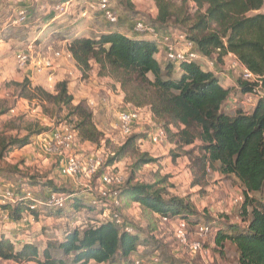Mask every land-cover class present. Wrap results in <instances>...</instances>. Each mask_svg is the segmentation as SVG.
Wrapping results in <instances>:
<instances>
[{"label": "trees", "instance_id": "16d2710c", "mask_svg": "<svg viewBox=\"0 0 264 264\" xmlns=\"http://www.w3.org/2000/svg\"><path fill=\"white\" fill-rule=\"evenodd\" d=\"M67 1L58 0L55 3ZM152 1L157 9L154 25L159 31L169 29L184 32L186 38L194 42L197 52L216 66L223 65L228 54L234 55L237 61L259 78V82L237 78L240 91L243 94L252 93L259 83L264 90V0ZM117 2L126 14L123 18V13L121 15L118 11L115 24L107 22L98 11L104 24L111 27L110 30L94 36L79 35L70 39L68 50L77 71L84 77L95 65L98 76L108 77L119 85L125 104L145 108L153 122L164 128L166 140L173 145L169 155L174 160L179 156H190L193 150H197L196 160L202 170L211 168L239 182L243 194L240 205L243 224H225L217 231L215 243L222 245L223 241L229 240L235 245L240 264H264V203L254 197L264 187V97L257 99L251 111L237 109L229 114L224 105L230 96V88L221 85L218 74L203 69L194 61H183L178 66L167 62L161 66L155 58L159 50L155 38H146L137 32L136 36L128 35L118 29L119 24L130 19L128 16L137 11L136 4L132 0ZM73 3L74 0L68 11ZM189 3L194 4L193 13H190ZM21 6L27 8L28 22L30 5ZM173 71L178 76L173 77ZM12 83L20 97L38 99L43 103L41 106L45 112L56 118L70 119L69 122L59 123L71 124L75 145L87 142L105 148L107 153L103 166H114L126 157L132 158V164L130 175L116 188L117 194L111 196V199L119 202L123 220L121 226L108 219L106 206L99 208L91 204L94 196L91 190L90 202L84 204L74 196L76 190L59 185L52 179L40 181L41 189L48 190V195L39 196L31 189L5 186L0 176L2 186L13 190L18 196L14 206H0L3 213L9 214L8 219L3 221L18 225L20 215L28 210V200L24 199L26 191L40 200L47 199L52 193H63L68 196L63 207L70 201L74 212L80 211V207L89 212L95 210L97 216L86 217L84 221L66 228L55 244L58 250L70 256L69 264L93 263L91 260H94V264H128L130 256L139 251L138 242L142 235L124 216L123 209L131 205H138L150 235L156 234V218L159 217L181 218L189 226L196 227L199 224L193 218L196 210L190 199L168 192L167 175L157 173L152 181L136 177L143 166L158 162L157 157L138 148L140 134L134 133L119 143L105 137L94 122L92 109L84 101L74 103L66 80L56 82L51 91L40 85L33 86L26 78ZM46 104L51 106V110ZM26 130L21 137H0V175L18 176L21 170L7 158L15 149L33 143L49 127L29 124ZM193 144L194 149L180 153L183 148L193 147ZM176 151L180 154H176ZM100 168H103L102 165ZM100 168L96 174L101 173ZM30 178L37 181L33 175ZM200 178H204V173ZM196 183L200 185L199 180ZM109 189L113 191L115 187ZM63 207L43 206L32 213L35 220L46 213L60 216ZM128 225L132 231L125 229ZM46 244L42 250L30 242H24L17 248L13 241L0 235V260L19 264H67L64 259L50 253L51 243Z\"/></svg>", "mask_w": 264, "mask_h": 264}, {"label": "rangeland", "instance_id": "374dc122", "mask_svg": "<svg viewBox=\"0 0 264 264\" xmlns=\"http://www.w3.org/2000/svg\"><path fill=\"white\" fill-rule=\"evenodd\" d=\"M25 1V0H19ZM35 2V0H28L31 3ZM87 7L82 8L87 12V15L84 17H75L79 15L78 7L80 3H78L76 8L75 15L68 16V12L65 16L69 17L71 22L67 23L69 20L65 21V23H61V28L63 30L61 32L56 31L54 33V39L56 42L60 41L61 39H68L72 38V33L76 30V27L73 26L72 19H76V21H81V30L87 29L88 27H95L96 30L102 26L101 22H96L94 20L100 19L103 22V19L100 17L97 8V0H87ZM180 0H177L179 2ZM26 2V1H25ZM28 2L26 5H28ZM74 2H77L75 0ZM115 2V3H114ZM136 4L137 11L134 13H130L131 15L130 20H135L137 18L144 19L147 22L154 24V12H157L156 6L152 0H134ZM117 0H111V5L117 7ZM12 2L10 0H0V24L3 21V24H6L5 31L0 32V137H21L23 136L27 130L26 127L31 124H38V125H46L55 127L56 124H59L60 121H67L69 122L70 119L68 118H56L51 115L49 112H45L41 106L43 103H40L38 99L28 100L26 98L20 97L17 93V89L15 85L12 83L15 81L13 79L17 76V72L11 71L14 69L12 67L13 61L16 62L14 55L18 52L19 49H23V47H17L16 44L22 42L26 47L27 44L24 42L29 41L31 35L27 34L26 31L30 33L32 29H39L38 27L44 25V22L38 21L37 23L34 22L37 16L41 15L40 12L37 11L31 12L29 19L33 18V24L31 26H15L10 27L8 25V17L13 12ZM190 13L195 11V7L193 3H189ZM19 6L16 8L18 9ZM114 10L118 13V9L113 7ZM15 9V10H16ZM81 10V12H82ZM6 13H3V12ZM3 13V14H1ZM14 12L12 13V15ZM11 18V17H10ZM9 18V20H10ZM39 19V17H37ZM92 18L93 21H85L84 19ZM37 19V20H38ZM32 21V20H31ZM75 22V21H74ZM104 23V22H103ZM25 26V27H24ZM13 28L15 31H13ZM26 29V30H25ZM56 29V27H55ZM171 29V28H170ZM47 30H50L47 28ZM46 30V32H47ZM168 30V29H167ZM86 31V30H85ZM37 33H40L38 30ZM92 35L93 32L91 31ZM94 36V35H93ZM13 37V38H12ZM47 35H43V39H45ZM10 43H7L9 40ZM70 41V40H69ZM7 43V44H6ZM158 43V49L162 51L163 47L160 43V39ZM51 44V43H47ZM17 47V48H16ZM24 47V48H25ZM8 61L10 63H8ZM199 62V61H198ZM167 63V62H166ZM9 64V67L7 66ZM224 65V64H223ZM222 64L218 68L222 70L223 73L229 71L232 77L231 80L234 82V79L240 77L241 68L236 62L233 64L228 63L227 69L222 68ZM7 67V68H6ZM206 68V66L203 65ZM95 74V72H92ZM64 77L66 78V73H63ZM80 74V73H79ZM45 76L47 82H51L47 75L42 74ZM19 76V75H18ZM85 76H77L76 80L80 83H87V79ZM173 77L178 76L176 71H173ZM19 78V77H17ZM28 80V78H26ZM85 79V81H84ZM38 80L41 81L39 77ZM29 81V80H28ZM20 82V81H15ZM40 84V83H39ZM109 83H107L108 85ZM237 85V82H236ZM41 86V85H40ZM117 90V89H116ZM114 92L115 91L114 89ZM114 95H117L114 93ZM102 96L104 98V102H106V96L102 93H99L98 100L101 101ZM264 97V90L258 88V91L254 94H243L238 87H232L230 91V96L225 102V109L226 112L229 114H233L235 110L241 109L243 111H251L255 102L258 98ZM109 99V97H108ZM82 101V100H81ZM83 101L88 105L89 108L92 109L91 105L88 103L87 100L83 99ZM102 102V101H101ZM103 103V102H102ZM102 105V104H100ZM108 105V106H107ZM48 108L51 110V106L47 105ZM96 107V106H95ZM132 106L123 105L120 101H116L114 97L113 103L109 102L102 106V110L92 109L94 114L98 118V122L100 123L101 127L103 126L106 134L113 138L114 140H119L120 142L124 141L125 138L122 137L117 124H116V116L117 113L121 110L125 109H132ZM101 114L104 115L101 116ZM145 118L146 116L143 115ZM102 117V118H101ZM146 120V119H145ZM144 120V121H145ZM97 121V120H96ZM143 119L140 121L139 125H136L133 129V133L140 134L139 136H145L144 132H147L149 128V124H144ZM147 122V120H146ZM157 124L156 122H154ZM109 124H113V126H109ZM107 125V127H105ZM158 125V124H157ZM104 132V133H105ZM120 134V135H119ZM122 137V139L120 138ZM47 141V140H46ZM116 141V142H119ZM45 143V142H44ZM44 145V144H43ZM42 145V146H43ZM138 145V142H137ZM195 144L193 147H186L180 151L186 152L191 148L194 149ZM138 148L141 150H151L152 154L157 155L158 162L153 164H148L143 166V168L136 173V177L140 180L144 181H152L155 178V174L167 175L168 176V183L169 186L167 187L168 192L171 194H176L179 196H185L190 199V201L194 204L196 215L193 218H196L199 223L207 224L208 227L211 229L205 235L200 236L197 235L195 226H189L188 228V237L190 240H198L202 245V252L203 253H193L189 252L185 249H182L176 243L173 237V228L176 225V218H167L163 220V218L159 217L156 218L157 220V229L155 230L156 234L150 235V232L147 230L145 226L144 220L141 218L140 210L137 204L131 205L128 209H123L124 216L136 226V230H140L141 236L138 242L139 251L136 255L138 257H146L149 258L153 254H158L162 264H240L238 260V252L236 250L235 245H233L229 240L223 241L222 245H216L215 237L217 231L224 227L227 223H237L243 224L242 219L240 218V205L243 202V194H242V187L240 186L239 182L233 178H227L222 176L215 170L211 168H206L202 170L200 168L199 163L196 160V156L198 154L197 150H193L192 154L189 156H179L175 160L169 155V151L173 148V145L170 144L168 141H164L160 145H153V144H142L141 146L138 145ZM33 150L32 148H21L17 149L16 152H12L13 154L10 155V160H18L19 158H23V166L22 172L29 174L33 168V160L30 159L29 155H31ZM41 150V148H39ZM75 153H77L81 159V161L85 164L91 157L87 156L88 154L87 149L82 147L80 144L74 146ZM94 151V149H93ZM33 152L37 154V151L34 149ZM41 158L43 159L44 151L42 150ZM157 152V153H156ZM107 150L105 148H99L95 150V155H99V159L104 162L106 158ZM176 151V154H180ZM24 154V155H22ZM23 156V157H22ZM31 156H34L31 155ZM55 157V156H53ZM62 157V156H61ZM97 158V157H94ZM24 159L27 160L26 163ZM42 161V160H41ZM33 163V164H32ZM56 165L53 163L49 165L47 168H52V166ZM132 164V158L126 157L115 167L110 168L109 171H113L118 174L123 183L126 181L128 176L130 175V166ZM36 168V167H35ZM104 168V167H103ZM101 173L103 172L102 169ZM194 170V171H193ZM48 172L49 176L52 177L54 173L52 170L45 169L41 171V173ZM204 173V178L201 179L200 175ZM31 174V173H30ZM4 178H8V180H14L16 176L9 175V174H2ZM101 176L95 174L94 176H89L86 173L82 172L81 177L78 176V184L86 185L89 187L91 191H95L99 188L101 182ZM1 179V178H0ZM1 179V180H2ZM197 180L200 181V185H196ZM3 181V180H2ZM99 181V182H98ZM89 182V183H88ZM102 183V182H101ZM122 183V184H123ZM121 184V185H122ZM77 185V187H79ZM71 188V187H69ZM72 189V188H71ZM254 197L258 200H261L264 203V187L260 193L254 194ZM90 202V201H89ZM68 207V204L66 205ZM66 207H63V213L61 218H56L57 215L55 214H44L40 223H33L27 226V224H18L17 227L20 231V236H25L26 239H34L35 242L39 247L44 246L46 243H51L50 245V253H52L55 257L64 259L67 264L70 262V256L65 255L60 250L57 249L56 243L58 240L61 239L63 236V232L66 228H71L76 225L78 222H82L86 219L87 214L74 212L71 210H66ZM97 209V208H96ZM5 213L0 210V225L3 220H7L4 218ZM94 217L97 216V212H92ZM45 218H49L50 220H45ZM39 220V219H38ZM15 224V223H14ZM16 225V224H15ZM226 232V231H225ZM53 244V245H52ZM17 246L19 243L16 244ZM94 262V260H91ZM0 264H4L2 260H0ZM6 264H19L14 261H7ZM103 264V263H101ZM115 264H123V262H116Z\"/></svg>", "mask_w": 264, "mask_h": 264}, {"label": "built area", "instance_id": "2783aa9c", "mask_svg": "<svg viewBox=\"0 0 264 264\" xmlns=\"http://www.w3.org/2000/svg\"><path fill=\"white\" fill-rule=\"evenodd\" d=\"M48 2L49 0H35ZM73 0H68L63 3H55L45 7L49 12L54 11L56 15L66 14L68 12L70 3ZM75 1V0H74ZM98 11L101 12L102 17L109 23H117L118 13L114 10L110 3V0H98L97 1ZM27 8L20 6L11 15L8 22L9 26L15 27L27 24ZM87 12L83 10L81 16H86ZM133 30L140 34L141 36L152 37L162 44L163 52L166 56V61L171 64L178 66L183 61H194L197 62L202 59V55L195 49V44L193 41L186 38L185 33L180 30H162L159 31L158 28L144 19L137 18L134 21ZM70 41H67L63 47L54 49L49 46H36L34 41H29L26 47L19 49L14 55L16 59V65L20 69H30L35 74H45L48 76L49 80L52 81L56 75V72L61 67L64 61L72 60L71 53L68 50V45ZM236 59V58H235ZM241 68L240 77L242 80L247 82H259V78L252 74L246 67H244L239 61L234 60ZM233 62V63H234ZM232 63V64H233ZM214 63H211L213 66ZM261 88L260 83L254 89L251 94H254ZM250 94V93H249ZM104 102V98L101 99ZM121 110L117 113L116 124L123 138H126L134 134L133 129L136 125L140 124L143 119L144 124H149L147 132H144L145 136H139L138 144H142L143 141L147 140L153 145H160L166 140V133L163 127L155 124L151 118V114L146 112L145 108H135ZM145 115L146 117L143 118ZM75 135L71 124L59 123L52 128L50 138L45 141L43 145V151L48 156H62L64 158V166L61 169V173L72 177L75 181L78 180V176L81 177L82 172L89 176H94L100 166H103V162L99 158L89 159V161L84 164L79 155L75 153ZM110 167V166H108ZM101 182L103 187L96 189L94 191V196L91 199V204L97 207H107L108 208V219L112 221L117 226H121L123 223L121 213L119 211L118 200L111 199L115 194H117V187H119L123 181L121 177L113 171L107 169L101 174ZM110 187H115V190L110 191ZM24 199L28 200V210L22 213L19 217L20 224H30L35 219L32 211L38 209L39 207L48 208H61L67 202L68 196L63 193H52L47 199L40 200L32 196L30 192H25ZM18 201V196L11 189L5 188L0 182V206L10 205L14 206ZM41 210V208H39ZM9 214L5 213L4 218L8 219ZM167 218H163L165 220ZM188 222L184 219L178 218L176 220V225L173 228V237L182 249L189 252H202V245L198 240H190L188 237ZM197 235L203 236L209 230H211L207 224L199 223L196 226ZM128 231H132V227L129 225L125 228ZM136 253L130 256V261L128 264H162L159 255L153 254L151 257H138ZM89 264H94L89 263Z\"/></svg>", "mask_w": 264, "mask_h": 264}, {"label": "crops", "instance_id": "0c3cea01", "mask_svg": "<svg viewBox=\"0 0 264 264\" xmlns=\"http://www.w3.org/2000/svg\"><path fill=\"white\" fill-rule=\"evenodd\" d=\"M10 1L12 2V5H15L13 7V12L15 11V9L18 6L20 7L21 5L26 4L28 2V0H25L26 2L25 1L24 2L19 1V0H10ZM56 1H58V0H49L48 2H43V1H35V2L31 1V3L28 2V4L30 5V8H31L30 14H31V12L37 13V11L41 13V15L37 16V17H39V19L36 17L34 22L37 23L38 21H40V22L45 23L44 25L38 27L39 29H37V30L32 29L30 31V33L28 31H26L27 34L31 35L29 41H34V44H36V46L45 47V46L50 45L54 49H57L59 47H63V45L67 41H69L71 39V37L69 39L67 37L65 39H61L60 41L56 42V40L54 39V33L56 31L61 32L63 30V28H61V26H60L61 23H63V22L65 23V21L69 20L68 16H71L73 14L75 15V13H76L75 7H77L78 3H80L79 7L77 8L78 11L81 10L83 7L86 8L87 3H88L87 0H78L77 2H74L72 4V7L70 8L69 12L67 13L68 16H65L66 14L65 15L64 14L56 15V13L54 11L49 12L48 10L45 9V7L55 3ZM132 2H134V0H132ZM117 9L119 10L121 15L123 13L124 16H122V17L124 18L126 12L123 11L120 4H117ZM3 13H6V12L4 11ZM3 13H1V14H3ZM12 13H11V15H12ZM30 14H29V16H30ZM80 14L81 13L79 11V15H77L75 17H81ZM11 15H9V17H8V22H9V18L11 17ZM155 15H156V12H154V17H155ZM72 20H73V22H72L73 26L76 27V30L72 33L73 34L72 37L79 36V35H84V36L89 37V36L97 35L101 32H107L108 30L111 29V27L109 28V26H107L102 21H100V19H96L94 21L101 22L100 24H102V26L99 27L98 30H96L95 27H91V28L88 27L87 29L84 28V30L80 31L81 21L77 22L76 19H72ZM85 21L86 22L87 21H93V19L87 18V19H84V23H85ZM69 22H71V20H69L67 23H69ZM2 23H3V21L0 24V32L5 31V28H6V26H5L6 24L2 25ZM120 23H121V21H120ZM133 23H134L133 20L128 19V20L124 21L123 23L119 24L118 29L125 34L136 36V33L133 30ZM32 24H33V18L32 19L28 18V22L25 26H31ZM55 27H56V29H55ZM47 28H49L50 30H47ZM38 30H40V33H37ZM46 30H47V32H46ZM13 31H15L14 28H13ZM91 31L93 32V35H92ZM43 35H47V37L45 39H43ZM8 40L9 41L7 43H10V40L12 41L11 38ZM29 41H27V42H29ZM27 42H24V43L26 44ZM47 43H51V44H47ZM16 46L17 47H23V48L25 47L22 42H20L19 44H16ZM155 58L157 59V61L159 62V64L161 66H164L167 62L166 56H165V53L163 52V50L162 51L158 50V52L155 54ZM234 60H236L235 56L232 54H228L224 59V65L222 66V68L227 69L228 63L232 64L234 62ZM8 63H10V62L8 61ZM198 63L202 66L203 69L210 70V71H213L215 74H218L220 83L223 87L230 88V91H231L232 87H237L236 80L234 79V82H232V80H231V77H232L231 73H229V71H227L226 73H223L222 70H220V68H218V66H216V65L211 66L212 61L210 59L203 57L202 59L199 60ZM203 65L206 66V68L203 67ZM7 66L9 67V64ZM13 66H14V69L11 71L17 72V74H16L17 76H15L13 78V79H15V81H22L23 79L28 78V80L31 82V84L33 86L41 85L42 87H44L45 89L50 90V91L53 90L56 82L61 81V80H66L68 82V90L73 95L74 103H78L81 100L83 101V99H85L91 105L92 109L94 108L96 110L97 109L102 110V106H105V104L108 103V101L113 103L114 97H115L116 101H120L123 105L130 106V105L125 104L123 102V93L119 89V85L108 77L98 76L96 73L97 68L95 65H93V68L86 73V75H87L85 77L87 79L86 84H84L83 82L80 83L78 80H76L77 76H79L80 74L77 71L74 60L64 61L61 64V67L56 72V75L51 82H47L45 79V76L42 74H35L30 69L18 68V66L16 65V63L14 61L12 63V67ZM92 72H95V74H93ZM63 73H66V78L64 77ZM17 77H19V78H17ZM39 77L41 78V81L38 80ZM84 81H85V79H84ZM107 83H109V84L107 85ZM114 89L117 92H114ZM99 93H102L104 96H106V102L102 103L100 100H98ZM114 93H116L117 95H114ZM108 97H109V99H108ZM102 98H103V96H102ZM100 104H102V105H100ZM93 113H94V111H93ZM101 116H103V119H105L103 114H101ZM94 122H95L96 126L104 133L105 132V130L103 129L104 127L103 126L101 127L100 123L98 122V118L95 114H94ZM43 126H46V125H43ZM109 126L112 127L113 124H109ZM47 127H49V130L47 132H44V133L40 134L39 136H37L33 143L22 147L23 149L32 148L33 150L35 149L37 151V154H35L33 152V150L30 151V152H32L31 155L34 154V156L29 155L30 159L33 160V162H34V164L32 163L34 166H33L32 170L30 171L31 174L30 173L27 174V173L22 172L21 169H23V166H21V164L23 163V158H19L18 160H10L9 159L10 155L13 154V153H11L9 155V157L7 158V160L11 164H17V167L21 170V173L18 176L14 175V176H16L14 178V180H12V179L8 180V178L2 179L3 184H5V186H10V187H13L15 189H16V187H22V190L31 189V190H33V192H35L36 195L41 196V195H48V190L43 191V189H41L40 181H44L46 179H52L55 183H57L59 185L63 184L68 188L71 187L73 190H76L74 196L78 197V199H80L84 204H88L90 201V194H89L90 189H89V187L86 185H83V184H81L79 186L78 184H80L81 182L78 183V180L75 181L74 178L69 177V176L61 173V169L65 163L63 157H61V156H57V158L51 157V156H48L44 153V155H43L44 158L43 159L41 158V155H42L41 151L43 150L42 145L44 144V142L46 140H48L50 138L51 131L53 128L51 126H47ZM105 127H107V125H105ZM104 134H105V137H109L115 143L120 142L119 140H114L113 138L108 136V134H106V132ZM120 138L122 139L121 136H120ZM116 141H119V142H116ZM143 143L148 144L149 142L147 140H145L142 142V144ZM142 144H139V146H141ZM149 144H151V143H149ZM81 146L84 147L85 149H87L88 154H86V155L91 157V159H93L94 157H97V158L100 157L99 155H95V150L99 149V148L101 149L102 147H97L94 144L87 143V142L81 144ZM39 148H41V150H39ZM19 149H21V148H19ZM93 149H94V151H93ZM16 150L17 149H15L14 151L16 152ZM141 151H146V152H149L150 154L153 153V152H151V150L141 149ZM22 155H24V154H22ZM152 155L157 157V155H155V154H152ZM26 161L27 160L24 159L25 163H26ZM53 163H56V165L54 164V166H52V168H50V167L47 168L49 165H51ZM119 163H117L111 167H105V169L109 170L110 168H115ZM42 169H43V171L45 169H49V171H50V169H51L52 173H54V175H52V177H51V176H49L48 172L41 173ZM105 169L103 168L102 171L104 172ZM44 174H46V176H43ZM101 174L102 173H99L98 175L101 176ZM32 175L36 177L35 178V180H37L36 182H34L30 178ZM99 183H100L99 187H103V184L101 182H99ZM77 185L79 187H77ZM67 204H68V207H66V210L68 209V210L73 211L74 206L73 205L71 206L70 201ZM63 211H65V210H63ZM63 211L61 212L60 216H57L56 218H58V219L61 218ZM78 212L79 213L85 212V214H87V217L94 218V216L91 215L92 212H94V210L89 212V211H86L85 208L80 207V211H78ZM42 217H43V215H40L38 217L39 220L38 219L34 220L35 223L37 221H38L37 223H40L42 220ZM46 219L50 220L49 218H45V220ZM62 219H63V217L60 220H62ZM33 222L30 224H35ZM19 233H20V231H19L17 225H15L14 223L2 222V224L0 225V235H5V237L7 239H10L11 241H13L17 248L20 247V245L24 242H30V243L36 244V242L34 241L35 238L32 240L26 239L25 236L24 237L20 236ZM17 243H19L18 246L16 245ZM46 245L47 244H45L42 247H39V246L38 247L40 250H42V248H44ZM2 262L4 264L7 263V261H2Z\"/></svg>", "mask_w": 264, "mask_h": 264}, {"label": "clouds", "instance_id": "9594fccd", "mask_svg": "<svg viewBox=\"0 0 264 264\" xmlns=\"http://www.w3.org/2000/svg\"><path fill=\"white\" fill-rule=\"evenodd\" d=\"M139 145V144H138Z\"/></svg>", "mask_w": 264, "mask_h": 264}]
</instances>
